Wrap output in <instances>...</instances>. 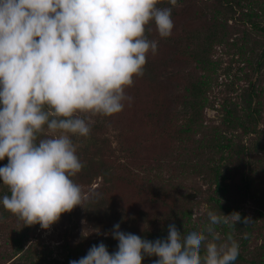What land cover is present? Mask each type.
Returning a JSON list of instances; mask_svg holds the SVG:
<instances>
[{
	"label": "trees",
	"instance_id": "obj_1",
	"mask_svg": "<svg viewBox=\"0 0 264 264\" xmlns=\"http://www.w3.org/2000/svg\"><path fill=\"white\" fill-rule=\"evenodd\" d=\"M200 3L211 15L197 11ZM159 4L172 7L169 0ZM180 11L181 18H176ZM171 17L174 27L167 38L159 37L154 22L146 26L145 36L157 41V51L147 54L143 75L126 89L131 100L119 114L93 117L90 134L77 150L83 166L76 175L79 182L101 181L86 206L96 220L108 217L110 224L105 234L111 236L95 243H103L112 254L119 243L112 235L116 224L121 232L156 241L167 239L171 224L187 235L205 229L208 211L237 212L252 222L215 225L220 237L216 243L231 236L239 245L234 264H264V0H177ZM178 27L181 34L175 33ZM214 47L237 56L246 84L237 97L221 103L218 123L205 115L214 106L209 96L221 64L213 58ZM183 63L193 65L188 74L169 72ZM153 139L167 141L178 154L176 166L162 161L160 167L172 171L167 179H150L144 173L148 162L142 153ZM140 173L148 177L147 183ZM115 188L122 193L119 200L108 197ZM4 195L9 191L1 190L0 200ZM201 205L204 211L193 216V208ZM9 226L16 228L10 235ZM40 245L35 226H25L0 203V264H54ZM63 253L65 260L73 261L88 251L74 245L64 247ZM150 258L145 256L142 264H149Z\"/></svg>",
	"mask_w": 264,
	"mask_h": 264
},
{
	"label": "clouds",
	"instance_id": "obj_2",
	"mask_svg": "<svg viewBox=\"0 0 264 264\" xmlns=\"http://www.w3.org/2000/svg\"><path fill=\"white\" fill-rule=\"evenodd\" d=\"M160 0H0V181L10 195L0 203L25 226L49 229L81 206L75 177L82 169L73 137H87L93 117H112L130 101L126 89L143 75L157 41L145 36L154 22L172 34V7ZM202 231L149 241L114 225L118 250L103 243L70 264H234L238 243H222L215 225L248 224L250 217L207 212ZM207 232L212 240L208 241ZM204 254L201 255V249Z\"/></svg>",
	"mask_w": 264,
	"mask_h": 264
},
{
	"label": "rangeland",
	"instance_id": "obj_3",
	"mask_svg": "<svg viewBox=\"0 0 264 264\" xmlns=\"http://www.w3.org/2000/svg\"><path fill=\"white\" fill-rule=\"evenodd\" d=\"M158 5L160 4L158 3ZM203 5L204 3H200L197 11L211 15V9L207 8L206 6H204L205 8L203 7V10L200 9ZM175 17L181 18V11ZM193 28L194 26L192 25V29ZM175 33L181 34V27H178ZM228 51L229 50L224 47H214L212 50V53L214 54L213 58L220 61L221 63L219 69L217 70V83H213L212 91L209 96V99L213 102L214 106L205 110L207 120L209 122L213 121V123H218L219 116L217 109L220 107L221 103H223L225 99H233L237 97L246 86L242 80L243 76L240 71L241 65L238 66L235 60L237 59V56H235L232 51ZM192 68V64L183 63L182 66L180 64L178 68L170 70L169 72L172 74L176 73L181 77V71L188 74ZM172 87L174 90L175 86L172 85ZM175 93L178 94L179 92L176 91ZM240 106L241 105L238 106V110L240 109ZM134 122L135 119L129 120L126 122V125L131 126ZM143 132L144 130H142L141 135ZM104 136L106 135L104 134ZM72 139L77 150L85 142V137H73ZM144 139L147 141L146 137H144ZM147 145L150 147L144 148V153H142L143 159L148 162L143 164L147 167L144 173H149L150 179H152L154 175L159 178L162 177L163 179L169 178L172 174L170 168L167 166H160L163 165L162 161H168L169 164L176 166V158H178V154H173V147L167 141L165 142L153 139L151 142H148ZM115 146L116 145L113 143L112 147L114 148ZM184 157L185 155H182L181 158L185 160ZM6 159L7 158L0 161V167L4 166ZM144 173L142 172V174ZM142 174L141 177H145V184L149 179L147 176ZM73 180L75 183L81 186L82 192L85 194V200L82 205L75 207L69 213L62 214L60 219L47 230L42 229L39 224L34 225L37 235L40 236L41 251H43L46 258L51 262L53 261L54 264H70V261L65 260L66 255L63 253L64 247H72L75 245L87 252L92 246L98 245L95 242H98L102 237L111 236L105 234L106 227L110 225L108 217L103 216L100 221L96 220L91 210L86 206V199H88V197H90L92 194H96L97 190L99 189L101 185L100 179L92 180L91 184H88L86 179L82 180V182H79V178L77 179L76 176L73 177ZM198 182L199 184L202 183L200 178H198ZM186 185L192 186L190 183ZM116 188L111 190V192H108V197L113 200L121 199L118 197L122 193H120L119 188ZM203 189H206V186H204ZM1 190L8 191L7 187L3 185L2 181H0V191ZM125 196L128 197L127 195ZM204 209L205 205L194 207L192 211L193 216H198L204 211ZM14 229H16L14 226H9L6 231L10 235ZM156 259L157 257H151L149 259V264H154Z\"/></svg>",
	"mask_w": 264,
	"mask_h": 264
}]
</instances>
